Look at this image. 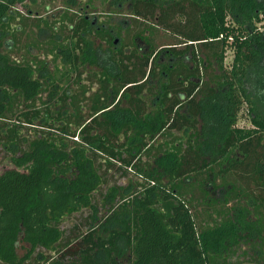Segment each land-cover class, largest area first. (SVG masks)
I'll return each mask as SVG.
<instances>
[{"label": "trees", "instance_id": "trees-1", "mask_svg": "<svg viewBox=\"0 0 264 264\" xmlns=\"http://www.w3.org/2000/svg\"><path fill=\"white\" fill-rule=\"evenodd\" d=\"M22 1L0 0V264H264V0L66 11L20 53Z\"/></svg>", "mask_w": 264, "mask_h": 264}, {"label": "rangeland", "instance_id": "rangeland-1", "mask_svg": "<svg viewBox=\"0 0 264 264\" xmlns=\"http://www.w3.org/2000/svg\"><path fill=\"white\" fill-rule=\"evenodd\" d=\"M133 1L134 0H23L10 9L6 23L10 24L11 30L14 28L19 30L17 38L20 43V53H23L24 49L21 48V46H23L24 43L34 44V40L36 39L45 41L51 32H57V29L59 28L58 20L66 11L75 16L85 15L91 24L97 28L100 23L106 19H109L113 23L114 27H116L122 23L124 25L126 24ZM159 4L164 3L159 2ZM10 18H14L15 21H10L9 23ZM38 19H43L44 21V24L42 26L40 25L39 28L37 23L39 25L40 22H36ZM176 20L182 21L183 18L178 16ZM16 21L17 23L24 22V28L18 26ZM256 27L259 31L264 32V17L260 16V20L256 23ZM8 37V34L2 36V38L5 39L3 46L6 50L12 48L11 40ZM32 38H34V40ZM117 41L116 43H118ZM89 42L92 45L93 50L97 49V41L89 40ZM138 44L141 51L145 50L143 43L139 42ZM31 53L33 55L41 56V52L34 46H31ZM165 59L166 58L162 56L160 58V62L166 61ZM232 59L233 51L228 49L225 54V65L227 67L232 63ZM249 114L248 106L247 104H244L239 113L240 117L237 122L238 126L244 128L251 127ZM15 121V123L23 125V127H26L27 129H33L32 127L40 128L43 125L44 119L34 120L32 125L22 122L17 118ZM9 168H12V166L4 157L3 151L0 149V171ZM140 178V176H135V178L133 176L132 179L134 182H145ZM186 183H189V181ZM77 218V214L68 216L65 219L64 225L69 227L77 222V224L83 226L82 222L78 221L79 219L77 220ZM114 226H116V224H114Z\"/></svg>", "mask_w": 264, "mask_h": 264}, {"label": "flooded vegetation", "instance_id": "flooded-vegetation-1", "mask_svg": "<svg viewBox=\"0 0 264 264\" xmlns=\"http://www.w3.org/2000/svg\"><path fill=\"white\" fill-rule=\"evenodd\" d=\"M134 3V1L132 2V4ZM132 4H131V7H132ZM128 17H130V14L128 15ZM87 18V17H86ZM128 20H129V18H128ZM128 20H127V22H128ZM130 21V20H129ZM97 28V27H96ZM115 43H116V41H115ZM144 51V50H143Z\"/></svg>", "mask_w": 264, "mask_h": 264}]
</instances>
